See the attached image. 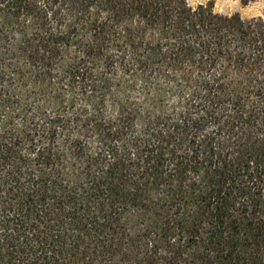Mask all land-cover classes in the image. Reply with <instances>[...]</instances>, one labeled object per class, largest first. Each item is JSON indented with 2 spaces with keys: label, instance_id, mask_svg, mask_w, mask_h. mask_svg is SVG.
<instances>
[{
  "label": "trees",
  "instance_id": "1",
  "mask_svg": "<svg viewBox=\"0 0 264 264\" xmlns=\"http://www.w3.org/2000/svg\"><path fill=\"white\" fill-rule=\"evenodd\" d=\"M0 264H264V19L0 0Z\"/></svg>",
  "mask_w": 264,
  "mask_h": 264
},
{
  "label": "rangeland",
  "instance_id": "2",
  "mask_svg": "<svg viewBox=\"0 0 264 264\" xmlns=\"http://www.w3.org/2000/svg\"><path fill=\"white\" fill-rule=\"evenodd\" d=\"M192 6L212 5L216 13L230 15L238 12L243 18L261 17L264 19V0H187Z\"/></svg>",
  "mask_w": 264,
  "mask_h": 264
}]
</instances>
